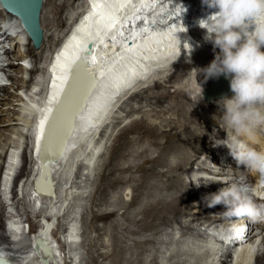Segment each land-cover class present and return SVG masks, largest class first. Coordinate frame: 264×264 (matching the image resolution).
<instances>
[{
  "label": "bare ground",
  "instance_id": "bare-ground-1",
  "mask_svg": "<svg viewBox=\"0 0 264 264\" xmlns=\"http://www.w3.org/2000/svg\"><path fill=\"white\" fill-rule=\"evenodd\" d=\"M75 3L80 14L72 17L67 25L69 29L60 35L58 44L54 45L55 32L63 26L56 24L55 32H50L52 28L45 25L46 0H43L40 15L43 39L38 49H34L25 32L18 31V20L0 7V20L5 23L6 31L10 32L4 31L1 37L11 49L10 64L1 78L3 82L7 77L10 84L0 87V181L5 188L1 193L0 203L16 205L18 212V201L23 199L32 208L36 203H47L50 206V210L41 211L40 221L34 225L36 229L32 234L23 231V217L19 213L11 218L6 227L0 220V227L5 231V236L0 234V254L9 264H41L45 257L42 252H35L34 242L40 237L49 239L50 246L53 244L52 226L49 222L56 218V213L63 211L62 216L67 218L61 228L65 244L59 249L65 259L66 248L78 244V217L82 216L79 213L83 201L90 195L89 187L95 179L101 180L102 177L106 188L119 190L127 185L130 189L124 188L122 193L120 191L121 195L114 196L113 193L114 201L107 198L103 202L100 198L96 206L107 204L112 207L104 213L93 215V218L106 220L119 213L123 215L129 207L136 206L138 215L149 226L148 230L155 232L154 239L152 236L147 239L151 246L153 244L151 263L160 264L162 257V252L156 248L158 243L162 244V239L157 238L162 230L159 224H164L165 226H161L165 228L174 227L183 237L184 234L187 236L188 230L194 233L193 237L208 234L205 248L215 256L220 254L221 264H226L231 247L226 248L221 240V243L212 241L213 234L216 229L226 231L227 227L224 228V225L232 227L235 224L240 227L241 233H245V239L239 244L245 245L239 248L242 252L240 258H243L240 263L250 261V257L254 253L256 255V237L263 235L264 238V221L254 223L246 218H231L224 215L223 205L213 207L206 203L207 197L230 182L225 180L229 167L236 169L237 166L235 159L227 155L229 151L221 146H213L226 135L212 118L218 113L215 102L219 99L204 103L201 99L202 91L208 86L209 79L206 80L202 73L193 71L207 68L219 53V49H214L212 43L205 40L206 31L197 23L214 10L203 6L202 0H72V6ZM181 6L186 11L182 12ZM23 42H27L24 53L21 52ZM88 43L92 44L95 53L84 59L88 60L90 70L99 83L75 121L74 131L63 157L50 166L54 197L34 196L30 189L40 173L38 149L42 126L56 103L69 66L76 58L83 57ZM261 50L264 51V48ZM24 54L27 56L24 57ZM194 77L198 78L199 84H194ZM135 86L137 88L132 92ZM78 94L76 91V95ZM232 95L233 93L227 97ZM196 96L201 100L197 104L192 101L194 98L198 101ZM209 109L212 115L206 114ZM62 127L56 128L59 130L47 145L49 152H53L58 145V138L64 130ZM243 138L249 144L264 149V134ZM16 140H19L16 147L10 149ZM109 140L110 144L107 145ZM21 149L24 164L19 170L21 176L19 174L18 180L25 181L17 190L15 177L12 181L10 178L20 159ZM26 153L29 154L28 157ZM222 158L229 161L225 162ZM252 175L253 173H247L249 177ZM10 183L12 187L8 191ZM106 190L98 193L104 195V199ZM130 190L133 196L128 203L129 198L127 201L124 199L131 193ZM42 208L40 205L39 210ZM99 210L97 209V213H100ZM51 211L56 213L52 215ZM206 213L213 215L208 219L212 228L203 219ZM71 216L72 219L68 220ZM184 218L190 222L183 223L181 219ZM111 223L109 225H113ZM165 232L168 234V231ZM225 237H230L228 232ZM119 240L113 237L112 253L98 251L100 248L96 252L101 254L100 257L110 260L111 264L124 263L127 255H123L127 247L123 245V239L122 244ZM51 247L53 255L49 264H60L58 246ZM139 251L141 250L138 253ZM233 254L236 253L233 251ZM176 255H172L171 259ZM263 255L264 253L256 256V264H264ZM75 259L70 260L74 262ZM233 261L230 264H236V255Z\"/></svg>",
  "mask_w": 264,
  "mask_h": 264
},
{
  "label": "clouds",
  "instance_id": "clouds-1",
  "mask_svg": "<svg viewBox=\"0 0 264 264\" xmlns=\"http://www.w3.org/2000/svg\"><path fill=\"white\" fill-rule=\"evenodd\" d=\"M202 5L214 11L199 19L198 26L219 53L207 68L193 71L206 80L220 76L229 80L233 95L215 102L218 113L212 117L226 135L213 146L226 147L237 165L227 170L226 187L207 197L206 203L223 205L228 217L261 222L264 203L256 201V187L243 173L264 176V149L243 137L264 134V0H202ZM237 172L241 175L236 176ZM228 233L236 238L241 229L234 224Z\"/></svg>",
  "mask_w": 264,
  "mask_h": 264
},
{
  "label": "rangeland",
  "instance_id": "rangeland-1",
  "mask_svg": "<svg viewBox=\"0 0 264 264\" xmlns=\"http://www.w3.org/2000/svg\"><path fill=\"white\" fill-rule=\"evenodd\" d=\"M78 3V2H77ZM77 3H75V5H73L72 6V0H46V6H45V10H44V12H45V25L47 26V28H52L51 29V31L50 32H55L54 30L55 29H57V25L56 24H62V28H60V29H57L56 30V32H55V38H54V45L57 43V40L60 38V35L63 33L64 34V32H66V30H67V25L70 23V20L72 19V17L74 18L75 16H78L80 13L76 10L77 9ZM61 9H60V8ZM55 8V9H54ZM57 9V10H56ZM52 10V11H51ZM60 11V12H59ZM77 11V12H76ZM56 13H58V14H56ZM62 22V23H61ZM56 27V28H55ZM49 32V33H50ZM194 76V75H193ZM6 79H7V77H6ZM191 79H192V77H191ZM193 80H194V84L196 85V84H199L198 82H199V80H198V78H196V77H194L193 78ZM196 81V82H195ZM167 86H169V85H167ZM137 87L135 86V88H132L133 90H131L132 92L134 91V89H136ZM20 94L22 95L23 93L22 92H20ZM196 98H198V96H196ZM192 99V98H191ZM192 101H194V103H199V101H201V100H199V98H198V101L197 100H195V98L194 99H192ZM192 103V102H191ZM193 103V104H194ZM202 103H200V105H201ZM196 106V105H195ZM207 115H212L213 113L210 111V109H209V112H207L206 113ZM165 117H166V115H165ZM131 136V135H130ZM19 142V140L17 141H15V143L12 145V148H10V149H14L15 147H16V145H17V143ZM108 144H110V140H109V142L107 143V145ZM76 151V150H75ZM4 158V156L2 157V159ZM22 158V157H21ZM1 159V160H2ZM22 161H23V158H22ZM23 164H24V161H23ZM2 164L0 163V166H1ZM22 167H23V165H22ZM21 167V168H22ZM32 168V167H31ZM22 170V169H21ZM19 174H20V172H18V175L17 176H19ZM20 176H21V174H20ZM19 176V177H20ZM73 176V175H72ZM95 185H97V186H95ZM99 186V187H98ZM98 188H99V190H98ZM124 188H126V189H128L129 188V186H127V185H125V186H122V188L121 189H110V188H106L105 187V185H104V181H102V177H101V180L99 179V178H97V180L95 179V181H93V183H92V185L89 187V191H90V195H89V197L86 199V200H84L83 201V204H82V207H81V209H80V213L79 214H81L82 216L80 217H78V221H80V223H79V226H78V228H79V239H78V244H76L75 246L73 245L72 247H67L66 248V251H65V259L63 258V254H62V252L60 251V249H59V247H61L62 245H64L65 244V240H64V237H63V233H62V231H61V228H62V225L63 224H65L66 223V220H67V218L65 217V216H62V212L63 211H61V212H59V213H56L55 211H51V214L53 215V213H56V218L55 219H53V221L51 220L49 223H51V238L54 240V242L56 243V245L58 246V250H59V252L60 253H58V254H60V257L58 258V261L60 262V264H111L110 262V260H106V259H104L103 258V256H101L100 257V255L101 254H99L98 253V251H107L109 254L110 253H112V249H113V237H116L117 239H120L119 241H120V243L122 244V241L124 240V242H123V245L125 246V248L127 247V250L125 249V255H123L124 257H125V262L124 263H122V264H132V262L135 260L136 261V259H137V261L135 262H133V264H136V263H139V264H141V262L142 263H146L147 261V263L146 264H154V263H151V261H152V259H151V251H152V249H151V247H153V244H152V246H151V244H150V242H149V240L147 241V239H149V238H152L153 237V239L155 238L154 236H155V232H154V230L151 232L150 230H148L149 229V226L147 225V223H145L144 222V220L141 218V216L140 215H138V211L136 210L137 209V207L136 206H131V207H129L128 208V210H126V214L124 213L123 215H121V213H119V214H117L118 215V217H117V215H115V216H111V217H109L108 219H106V220H95L94 218H93V215H95V214H101V213H104V211L105 210H110L111 209V207H109V205H99V206H101L100 208H99V206H96V204L97 203H99V200H100V198H101V200L104 202V200H106L107 198L110 200V201H114V199H115V194L116 195H118V194H120V191H121V193L123 192V189ZM105 189H107L106 190V197H105V199L103 198V196L104 195H99L100 194V192H105L104 190ZM130 189V188H129ZM92 190H95V191H92ZM125 190V189H124ZM92 191V192H91ZM109 191V192H108ZM119 191V192H118ZM129 191V190H128ZM131 191V193L129 192L128 193V195H127V197H126V199H124V200H126L127 201V199L129 198V200L127 201L128 203H130V201H131V197L133 196V192H132V190H130ZM112 192V193H111ZM99 193V194H98ZM113 193H114V196H113ZM108 194V195H107ZM110 194H112V196L110 195ZM129 194H130V196H129ZM110 195V196H109ZM121 195V194H120ZM91 197V198H90ZM94 198V199H93ZM89 199V200H88ZM91 201V202H90ZM110 201H108L109 203H112V202H110ZM103 202H100L101 204L103 203ZM123 202H125V201H123ZM18 205H17V207H18V209H19V212L16 210V208H15V206L16 205H12V206H10V205H8V204H4V203H0V220H2V222L5 224V227H6V225H7V223H9V221L10 220H12L16 215H17V213H19L20 215H21V217H23V224H22V228H23V231H25L26 233H29V234H32V231H35V229H34V225H36V223H38L39 221H40V214H41V211H43L44 209H48V210H50L49 208H50V206H49V204L47 205V203L46 204H43V203H40V205H41V207H43L42 208V210L40 209L39 211H36V210H32V207H31V205H29L27 202H25L24 201V199L23 200H19L18 201ZM87 203V204H86ZM16 204V203H15ZM4 205V206H3ZM31 208H30V207ZM33 206V205H32ZM90 206V207H89ZM92 206V207H91ZM108 206V207H107ZM49 207V208H48ZM97 209H100L98 212H100V213H97ZM134 209V210H133ZM47 210V211H48ZM133 210V211H132ZM101 211H103V212H101ZM129 211H130V213H129ZM134 211H136V212H134ZM11 212V213H10ZM92 212V213H91ZM88 214V215H87ZM128 214V215H127ZM130 214H132V216L130 215ZM134 214V215H133ZM207 214V213H206ZM206 214H204V216L203 217H205V215ZM126 215V216H125ZM137 215V216H136ZM130 217V218H129ZM134 219V221H132V218ZM135 217V218H134ZM12 218V219H11ZM117 218H118V220H117ZM125 218V219H124ZM72 219V216L70 217V218H68V220H71ZM116 219V220H115ZM121 219V220H120ZM124 219V220H123ZM131 219V220H130ZM161 219V218H160ZM160 219H159V221H160ZM187 219H189V218H187ZM204 219V218H203ZM86 220V221H85ZM93 220H95V221H93ZM115 222H114V221ZM182 221H183V223L185 222H188V221H185V218L184 219H181ZM38 221V222H37ZM120 221H122V225H124V223H125V225L124 226H122L121 224H120ZM130 221V222H129ZM137 221V222H136ZM141 221H143V222H141ZM172 221V220H171ZM178 221V220H177ZM179 221H180V219H179ZM99 222V223H98ZM111 222H113V225L115 226V227H113V225H109ZM173 222V221H172ZM190 222V221H189ZM188 222V223H189ZM95 223V224H94ZM106 223V224H105ZM129 223V224H128ZM132 223V224H131ZM159 223H161V222H159ZM98 224H100V225H98ZM112 224V223H111ZM119 224V225H118ZM127 224V225H126ZM138 225V226H135V225ZM0 225H1V223H0ZM85 225V226H84ZM103 225V226H102ZM160 225V229H162L161 230V234H159V236H157V238H161L162 239V244H160V243H158L156 246H158V247H156V248H158L162 253H161V260H160V264H181V263H187V264H221L222 262H220L219 263V255L217 256H215V255H213V253H209L207 250H206V242H205V235H196L195 237H193L194 235V233H192V231H189L188 230V234H187V236H185L186 234H184V237L183 236H181V233H179V231L177 230V231H175V228L174 227H163V226H165L164 224H159ZM161 225H163V226H161ZM25 226H26V228L27 229H25ZM95 226V227H94ZM124 228V229H127L128 228V226H129V228L131 229H127V230H124L122 227ZM173 226H175V225H173ZM191 225H189V227H190ZM1 227H2V225H1ZM0 227V234H4L3 236H5V231H4V229H2ZM99 227L100 229H101V231H99L100 229L97 228ZM106 227V228H105ZM111 227V228H110ZM118 229H117V228ZM137 227H139L138 229H137ZM146 229H144V228ZM188 227V228H189ZM96 228V229H95ZM109 228V229H108ZM113 228V229H112ZM115 228V229H114ZM171 228H173V229H171ZM103 229V230H102ZM112 230V232H111V230ZM117 229V231H115ZM121 229V230H120ZM134 229V230H133ZM154 229V228H153ZM168 229V230H167ZM182 230H183V228H181ZM221 229V228H220ZM124 230V231H123ZM133 230V231H132ZM164 230V231H163ZM165 230L166 231H168V234H167V232H165ZM174 230V231H173ZM85 231V232H84ZM105 231H106V233L107 234H105ZM108 231H109V235H108ZM113 231H114V234H112L113 233ZM121 231V232H120ZM130 231V232H129ZM136 231V232H135ZM143 231H145V232H143ZM149 233H148V232ZM111 232V233H110ZM119 232V233H118ZM124 232V233H123ZM141 232V233H140ZM190 232V233H189ZM102 233H103V235H102ZM117 233V234H116ZM130 233H132V234H130ZM145 233V234H144ZM152 233V235H150ZM153 233H154V235H153ZM165 233V234H164ZM105 234V235H104ZM121 236H120V235ZM123 234V235H122ZM126 234V236H124ZM133 234H135V235H133ZM170 234V235H169ZM98 235V236H97ZM107 235L109 236V237H107ZM111 235V236H110ZM119 237L120 236V238H118L117 236ZM129 235H130V238H132V239H130L129 238ZM145 237H144V236ZM147 235H148V237H147ZM161 235H163L162 237H161ZM165 235H166V237H168V239L165 237ZM169 235V236H168ZM190 235V236H189ZM102 236V237H101ZM105 236V237H104ZM135 236V237H134ZM152 236V237H151ZM201 238H200V237ZM128 237V238H127ZM134 237V238H133ZM141 239H140V238ZM147 237V238H146ZM7 238H8V236H7ZM109 238V239H108ZM143 238H145V239H143ZM165 238L167 239V240H165ZM110 239H112L111 240V243H110ZM123 239V240H122ZM128 240V242H130V243H128L127 242V240ZM135 239V240H134ZM143 239V240H142ZM133 240V241H132ZM145 240V241H144ZM103 241V242H102ZM108 241V242H107ZM141 242V243H135V242ZM163 241H167L166 243L164 242L163 243ZM132 242V243H131ZM170 242H171V244L173 245H171L170 244ZM104 243V244H103ZM108 243V244H107ZM149 243V244H148ZM174 243V244H173ZM176 243V244H175ZM126 244V245H125ZM136 244V245H135ZM144 244V245H143ZM147 244V245H146ZM111 245V246H110ZM132 245V246H131ZM133 245H135V246H133ZM138 245V246H137ZM149 245V246H148ZM162 245H164L165 247H163ZM106 246V247H105ZM138 248H137V247ZM145 246H148L149 247V250L147 249V248H145ZM168 248H167V247ZM109 247V248H108ZM131 247V248H130ZM134 247V248H133ZM140 247V248H139ZM160 247V248H159ZM100 248V249H99ZM132 250V251H130V249ZM133 248V249H132ZM164 250H163V249ZM166 248V249H165ZM176 248V249H175ZM203 248V249H202ZM205 248V249H204ZM259 248V250L257 251V254L258 255H262L263 253H264V239L262 240V243H261V246H259L258 247ZM75 249V250H74ZM99 249V250H98ZM136 250V251H133V250ZM140 249L141 251H139V253H138V250ZM143 249H144V252H145V254H144V252H143ZM178 249V250H177ZM96 250H98L97 252H96ZM146 250V251H145ZM176 250H177V252H176ZM179 250H181V251H179ZM110 251V252H109ZM72 252V253H71ZM74 252V253H73ZM129 254H128V253ZM131 252V253H130ZM133 252V253H132ZM135 252H137V254L135 253ZM142 252V253H141ZM174 252V253H173ZM178 252H179V254H178ZM184 252H187L186 254L184 253ZM191 254H190V253ZM199 252V253H198ZM141 253V254H140ZM172 253V255H174V254H177L176 255V257H174L173 259H171V257H172V255H170ZM135 255L134 257L132 256V255ZM143 254H144V256H143ZM148 254V255H147ZM149 254H150V256H149ZM183 254V255H182ZM184 254H185V256L187 257V259H186V257H184ZM188 254V255H187ZM255 255V257L253 258V256H251L250 258V261H246L245 263L243 262V264H256V262H257V258L258 257H256V256H258V255ZM138 255V256H137ZM141 255V256H140ZM189 255H190V257H189ZM198 255V256H197ZM71 256V257H70ZM74 256H76V257H74ZM129 256H131V257H129ZM137 256V257H136ZM140 256V257H139ZM179 256V258H177ZM197 256V257H196ZM264 256V255H263ZM133 257V258H132ZM145 257H147V260L145 259ZM182 257H183V259H182ZM196 257V258H195ZM201 257V258H200ZM216 257H218V258H216ZM68 258H70V259H72V258H76L75 259V261L74 262H71V260L70 259H68ZM127 258H129V259H127ZM178 260H177V259ZM190 258V259H189ZM200 258V260H198ZM132 261H131V260ZM141 259V260H140ZM143 259H145V260H143ZM167 259V260H166ZM194 259V260H193ZM104 260V261H103ZM172 260H174V261H172ZM182 260V261H181ZM189 260V261H188ZM198 260V261H197ZM252 260V261H251ZM77 261V262H76ZM81 261V262H80ZM127 261V262H126ZM129 261V262H128ZM162 261V262H161ZM165 261V262H164ZM167 261H169V262H167ZM233 261V258L230 256L229 258H227V262H226V264H229L230 262H232ZM242 261V259L241 258H239L238 256L236 257V264H241L240 262ZM153 262V261H152ZM197 262V263H196ZM234 262V261H233Z\"/></svg>",
  "mask_w": 264,
  "mask_h": 264
},
{
  "label": "water",
  "instance_id": "water-1",
  "mask_svg": "<svg viewBox=\"0 0 264 264\" xmlns=\"http://www.w3.org/2000/svg\"><path fill=\"white\" fill-rule=\"evenodd\" d=\"M42 3L43 0H0L2 8L18 20L34 49L40 47L43 39L40 26ZM92 51V44L89 43L83 57H78L71 63L60 87L56 103L43 124L38 150L40 173L34 180L33 186L36 191L49 197H54L55 190L50 166L63 157L73 134L75 121L99 83L98 78L90 70L88 60L84 59V57H90ZM76 91L79 92L78 95H76ZM231 93L229 80L220 76L219 78H209V85L203 91L202 96L203 100L209 103L215 99L229 96ZM58 126H63L64 130L62 134L60 133L58 145L54 151L49 152L47 145L52 142L53 134L59 130H56ZM35 251H41L45 257L41 260V264H49L53 255L49 241L38 237L35 241ZM0 260L4 264H9L3 258Z\"/></svg>",
  "mask_w": 264,
  "mask_h": 264
},
{
  "label": "snow or ice",
  "instance_id": "snow-or-ice-1",
  "mask_svg": "<svg viewBox=\"0 0 264 264\" xmlns=\"http://www.w3.org/2000/svg\"><path fill=\"white\" fill-rule=\"evenodd\" d=\"M262 186H264V185H262ZM0 264H4V262L2 260H0Z\"/></svg>",
  "mask_w": 264,
  "mask_h": 264
}]
</instances>
